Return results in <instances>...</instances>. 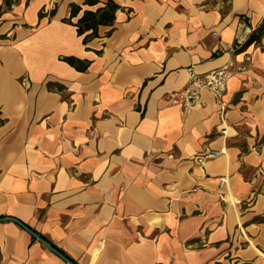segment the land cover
I'll use <instances>...</instances> for the list:
<instances>
[{
    "label": "crops",
    "instance_id": "crops-1",
    "mask_svg": "<svg viewBox=\"0 0 264 264\" xmlns=\"http://www.w3.org/2000/svg\"><path fill=\"white\" fill-rule=\"evenodd\" d=\"M84 1L0 0V264H264V0H96L86 44Z\"/></svg>",
    "mask_w": 264,
    "mask_h": 264
},
{
    "label": "trees",
    "instance_id": "trees-1",
    "mask_svg": "<svg viewBox=\"0 0 264 264\" xmlns=\"http://www.w3.org/2000/svg\"><path fill=\"white\" fill-rule=\"evenodd\" d=\"M224 3V9H227V3L229 0H222ZM96 0H85L82 4L72 3L69 5V13L67 18L64 21L74 25L76 27L77 34L82 36V42L84 44L87 43L88 40L97 36L98 26H110L113 24L115 18V12L120 8L113 1H107L104 3V6L95 9L94 11L83 9L84 5L92 6L96 4ZM205 5H213V0H206ZM224 10H221V13ZM54 14V9L50 10L47 15L51 17ZM39 18L43 17V13L39 11ZM264 30V20L261 26L257 29V33L254 37H251L247 40V44L250 41L256 40L258 36ZM63 60L67 62L69 65L73 66L75 69L79 71H83L87 68L88 62L80 60L75 57H63ZM55 83H47L48 88L55 87ZM57 88H61V86H57Z\"/></svg>",
    "mask_w": 264,
    "mask_h": 264
},
{
    "label": "built area",
    "instance_id": "built-area-1",
    "mask_svg": "<svg viewBox=\"0 0 264 264\" xmlns=\"http://www.w3.org/2000/svg\"><path fill=\"white\" fill-rule=\"evenodd\" d=\"M216 36V34H213ZM248 60V57H246ZM238 72V69L234 66L233 62H229L227 65L208 71L201 75L189 74V80L185 87L179 91L173 92L170 95V104L181 105L184 108H189L194 104L202 102L201 91L206 90L215 98L218 102L222 99L228 81ZM224 109H221L223 114ZM221 135H226V129L223 128L220 131ZM223 150H211L200 159H213L221 154ZM225 182L224 178H220L218 181L219 187H223Z\"/></svg>",
    "mask_w": 264,
    "mask_h": 264
},
{
    "label": "water",
    "instance_id": "water-1",
    "mask_svg": "<svg viewBox=\"0 0 264 264\" xmlns=\"http://www.w3.org/2000/svg\"><path fill=\"white\" fill-rule=\"evenodd\" d=\"M38 239H40L37 235H35ZM42 240V239H41ZM45 243V242H44ZM45 244H47V243H45ZM48 245V244H47ZM49 246V245H48ZM50 247V246H49ZM51 249H53L52 247H51ZM55 251V250H54ZM65 258V257H64ZM66 259V258H65ZM67 260V259H66ZM68 261V260H67ZM70 264H73V263H71L70 261H68Z\"/></svg>",
    "mask_w": 264,
    "mask_h": 264
},
{
    "label": "rangeland",
    "instance_id": "rangeland-1",
    "mask_svg": "<svg viewBox=\"0 0 264 264\" xmlns=\"http://www.w3.org/2000/svg\"><path fill=\"white\" fill-rule=\"evenodd\" d=\"M24 81H25V79H24ZM22 82H23V80H22Z\"/></svg>",
    "mask_w": 264,
    "mask_h": 264
}]
</instances>
